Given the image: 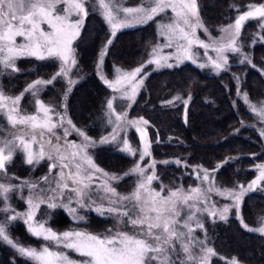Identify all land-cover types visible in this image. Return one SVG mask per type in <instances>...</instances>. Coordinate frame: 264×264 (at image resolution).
<instances>
[{
    "label": "snow or ice",
    "instance_id": "obj_1",
    "mask_svg": "<svg viewBox=\"0 0 264 264\" xmlns=\"http://www.w3.org/2000/svg\"><path fill=\"white\" fill-rule=\"evenodd\" d=\"M125 2L93 0L110 28L99 53L98 69L102 67L118 31L146 25L168 10L173 15L167 23L157 22V34L165 42L152 46L146 61L131 70L117 68L111 80L100 76L103 84L114 94L106 98L104 105L106 123L112 130L97 140L73 123L67 115L66 104L72 86L78 82L72 79L77 65L72 44L80 36L84 20L89 15L88 0H0V75L20 72L17 61L25 57L60 61L59 70L51 78L38 77L18 95H8L0 87V114L13 130L0 135V204L3 205L0 213L5 214L0 219V242L11 246L19 256L34 264L77 262L69 259L65 252L49 246L38 250L14 240L10 227L16 221H23L32 236L53 242L57 248L78 253L84 258L82 264H212L217 253L210 246L202 217L206 215L213 222L227 221L233 210L245 230L264 236V216L257 217L258 226L250 227L241 215L246 196L257 191L264 192V162L252 166L258 174L247 184L218 187L216 172L240 157H225L212 169L203 165H187L180 158L157 161L152 158V146L162 141L158 132L155 141L148 138V129L154 127L151 122L144 117L129 119L127 110L117 112L114 107L119 100L126 102L128 109L132 108L150 76L146 71L150 65L154 66L153 71H159L191 61L199 69H210L220 74L228 71V53H234L241 57L239 63L255 68L251 56L243 52L240 39L245 24L257 20L260 31L255 34L252 43L255 44L257 38L264 42V35L261 34L264 32V2L250 3L246 11L230 5L238 14L231 23L220 28L222 35L219 38L209 34L207 41L197 35V29L209 33L201 19L198 0H141L136 7H126ZM61 4L64 5L63 14L58 10ZM42 25H47L48 30ZM18 37L21 38L19 43ZM194 48L204 49L203 59ZM164 49H174V52L165 53ZM209 50L215 53V57L208 55ZM233 76L239 82V76ZM58 78H67L68 83L62 103L46 104L40 99V93ZM236 94L261 122L259 135L264 138V101L252 103L248 93L242 92L239 87ZM26 95L32 97L35 106L32 113L21 108V101ZM191 99L190 92L186 98L177 93L161 101V107L168 109L182 104L183 119L187 124ZM241 124L244 122L241 121ZM130 127L139 135V147H134L127 138ZM58 129H63L62 135L57 134ZM72 132L80 137V142L68 139ZM172 139L169 137V142ZM103 146L113 147L119 153L138 159L122 174L108 172L97 165L90 153L91 149ZM17 153H22L24 163L33 167L41 161H48V174L38 180H19L16 177L19 183H12L8 166ZM251 155L254 158L257 156L256 153ZM146 158L148 162L142 163ZM158 163L191 167L200 184L187 190L162 184L157 191L152 185L160 180L156 172ZM132 176L137 178L133 190L128 194L117 192L113 184ZM25 188L29 192L25 198L27 209L18 212L9 202L10 194ZM213 193L230 203L217 207L212 201ZM93 194L97 195V199L92 198ZM42 205L49 210H66L74 221L85 220L79 210L88 208L100 217L111 218L114 223L102 233L79 229L57 232L46 227V220H37V212ZM197 230L205 233L203 239L195 235ZM226 264L242 262L238 257H232Z\"/></svg>",
    "mask_w": 264,
    "mask_h": 264
},
{
    "label": "trees",
    "instance_id": "obj_2",
    "mask_svg": "<svg viewBox=\"0 0 264 264\" xmlns=\"http://www.w3.org/2000/svg\"><path fill=\"white\" fill-rule=\"evenodd\" d=\"M261 2L264 0H198L200 16L213 32L231 22L238 14L230 5H236L244 11L248 4ZM164 19L165 15L161 14L146 25L118 31L104 58L105 73L111 72L113 66L131 68L143 63L149 57L151 47L159 39L157 22ZM98 23L99 27H94L96 30L92 33L90 43L84 44L80 36L73 42L78 57L74 72L81 75V78L71 89L66 101L72 120L94 136L107 128L102 120V112L106 98L111 93L95 69L98 52L109 36L106 27L101 22ZM258 31V21L250 20L242 29L240 39L244 52L251 56L255 68L239 63L241 57L234 53L230 54L228 71L220 74L210 69H199L190 61L171 69L153 71L149 68L147 72L150 76L145 80V87L127 112L131 117H144L151 122L154 127L148 129L150 140L155 141L157 132L159 133L162 143H153L152 146V157L155 160L180 158L187 165H203L204 168L212 169L225 157H240L224 165L215 174L216 181L226 187L247 184L257 175L252 166L264 162V138L259 135L262 125L256 124L253 113L244 100L237 96L236 91L239 87L242 92H247L252 102L264 101V75H261L264 71V42L257 38V42L252 43ZM261 34L264 35V32ZM17 64L21 72L0 76V87L7 94L21 92L37 75L48 77L57 67L52 60L41 61L26 57L19 59ZM233 74L239 76V82L234 79ZM189 92L192 99L188 106V122L185 124L182 104L165 109L161 107V101L170 99L177 93L186 98ZM51 93L50 87H47L42 97L46 101H52ZM30 100L31 96L26 95L21 101V107L31 109ZM117 108L119 109L118 105ZM241 121L244 122L243 125ZM236 129L239 132H235ZM169 137L173 138L170 142ZM252 153L257 156L252 157ZM17 155L15 159L21 161V155ZM92 155L100 167L118 174L127 171L135 161V157L119 153L108 146L92 149ZM21 169L17 171L24 175L27 169ZM156 172L160 180L153 182L155 188H160L162 184L173 189L189 187L197 182L191 167L158 163ZM133 184L134 176L114 183V187L125 192L132 189ZM54 214L55 217L50 222L53 227L76 224L65 213L56 211ZM241 215L250 227L258 226L257 217L264 216V192L248 194L241 206ZM93 219L85 223L92 228L102 229V221L97 217ZM203 222L210 246L217 253L212 264H226L232 257H238L242 264H264V236L245 230L236 215H229L227 221L216 222L205 216ZM10 234L21 242L35 243L21 221L11 225ZM195 235L203 239L205 233L197 230ZM0 264L32 263L0 242Z\"/></svg>",
    "mask_w": 264,
    "mask_h": 264
},
{
    "label": "rangeland",
    "instance_id": "obj_3",
    "mask_svg": "<svg viewBox=\"0 0 264 264\" xmlns=\"http://www.w3.org/2000/svg\"><path fill=\"white\" fill-rule=\"evenodd\" d=\"M141 4V0H135V1H133V0H126V2H125V4H124V6H126V7H136V6H139ZM87 7L89 8V15L85 18V20H84V26L82 27V29H81V34H80V37H81V41L82 42H84V44H86V43H90V41H91V37H92V33H94L95 32V30H94V27L97 25V27H99V23H98V21L99 22H101L105 27H106V29H107V31L108 32H110V28H109V25L106 23V21L104 20V18H103V16H102V14H101V11L100 10H98L97 9V7L93 4V0H88V4H87ZM64 8V5L63 4H61V5H58V10L61 12V14H63L62 13V9ZM246 10H247V8H246ZM246 10H244V11H246ZM163 15H165V19L164 20H159L158 22H163V23H167L168 21H169V18L173 15L172 13H171V11L170 10H168L165 14H163ZM72 19L73 20H75L76 19V17H75V15H73V17H72ZM202 19V18H201ZM233 21V20H232ZM231 21V22H232ZM204 22V21H203ZM231 22H229V23H231ZM229 23H227V24H229ZM204 24H205V27H207L208 29H209V33H205L203 30H201V29H197V35L199 36V38L201 39V40H205V41H207L208 40V36H209V34L211 35V37H213V38H219L222 34H221V32H220V28L222 27H220L218 30H217V32H213L211 29H210V27H208L207 26V24L204 22ZM227 24H225V25H227ZM224 26V25H223ZM42 27H44V29L45 30H48V26L47 25H42ZM94 30V31H93ZM80 37H78V38H80ZM21 41V38H17V42L19 43ZM73 42H75V41H73ZM157 42H159V43H161V44H163L165 41H164V38L163 37H159V39H158V41ZM156 42V43H157ZM155 43V44H156ZM154 44V45H155ZM153 45V46H154ZM72 47H73V44H72ZM73 49H74V56H75V60H76V62L78 61V57H77V51L75 50V48L73 47ZM243 49V48H242ZM101 50V49H100ZM194 51H196L197 52V54H198V56L200 57V58H204V49H202V48H194ZM164 52L165 53H168V52H174V49H164ZM243 52H244V50H243ZM99 53H100V51L98 52V55H97V59H96V67H95V69H96V72H97V75L100 77L101 75H103V76H106L108 79H113L114 77H115V75H116V69L117 68H119V69H123V70H131V69H133V68H135V67H138L139 65H137V66H134V67H131V68H123V67H120V66H113L112 67V69H111V72H109L108 74H106L105 73V71H104V67H103V65H102V67L101 68H97V63H98V57H99ZM245 53V52H244ZM230 54H233V53H228V56L230 57ZM208 55H210V56H213V57H215V53L214 52H212L211 50H209V52H208ZM239 56V55H238ZM26 58H34V57H26ZM149 58V57H148ZM147 58V59H148ZM146 59V60H147ZM46 60H52V61H55L56 62V64H57V67L52 71V72H50V76H48V77H40V78H44V79H49V78H51L58 70H59V67H60V61L58 60V59H55V58H49V59H46ZM145 60V61H146ZM191 62V61H190ZM142 64V63H141ZM17 67H18V64H17ZM153 67L154 66H152V65H150L147 69H146V71H148L149 70V68L150 69H153ZM29 69H31L32 70V68H29ZM28 68H27V70H29ZM75 69V68H74ZM73 69V73H72V79H74V80H79L80 78H81V75H79V74H75V70ZM20 72H21V69H20ZM1 76V75H0ZM39 76H41V75H37V77L36 78H34V79H32L30 82H32V81H34L35 79H37ZM29 82V83H30ZM27 85V84H26ZM26 85L24 86V88L26 87ZM75 85V84H74ZM73 85V86H74ZM73 86H72V88H73ZM47 87H50V90L52 91V95H51V100L52 101H46L43 97H42V93L46 90V88ZM47 87H45L44 89H43V91L40 93V99H42L46 104H52V105H57V104H60V103H62V99H63V96H64V93H65V90L68 88V83H67V78H58L52 85H50V86H47ZM23 88V89H24ZM20 93V92H19ZM19 93H17V94H14V95H18ZM7 94V93H6ZM114 93L111 91V93H110V95H109V97L111 96V95H113ZM8 95H11V94H8ZM14 95H11V96H14ZM69 95V94H68ZM67 101V100H66ZM30 102H31V105H32V107H31V109H29V110H25V109H23L22 107V109L25 111V112H27V113H32V112H34L35 111V106H34V103H33V101H32V97H31V100H30ZM252 102V101H251ZM252 103H258V102H252ZM117 105L119 106V109L117 108ZM248 106V105H247ZM114 107H116V110H117V112H121V111H125V110H127L128 108H127V104H126V102H123V101H116L115 103H114ZM59 110V109H58ZM105 111H106V109H105V107L103 108V112H102V120L104 121V123L106 124V126H107V128H105V130H101V131H99L98 132V135L97 136H94V135H90L89 133H87L89 136H91V137H93L94 139H99L101 136H103V135H107L109 132H111V126L110 125H107V123H106V118H105V116H104V113H105ZM67 115H68V117H70L71 118V116H70V114H69V110H67ZM254 115V117H255V122H256V124L258 123V125H260L261 124V122L257 119V117H256V115L255 114H253ZM0 116H1V120H0V135H5V134H7L8 132H10V131H13L12 129H11V127L8 125V123H7V120H6V118L2 115V114H0ZM128 118L129 119H135V118H139V117H131V116H129L128 115ZM72 119V118H71ZM73 121V120H72ZM73 123L78 127V128H81V129H83L84 131H85V129L84 128H82V127H80V126H78L74 121H73ZM57 134H59V135H62L63 134V129H58L57 130ZM123 135V134H122ZM127 138H128V140H129V142L134 146V147H139V135H138V133L135 131V129L134 128H128V130H127ZM148 138H149V136H148ZM68 139L69 140H75V141H77V142H80V137H78L77 135H76V133L75 132H72L70 135H69V137H68ZM90 153L92 154V149L90 150ZM18 154V155H17ZM16 155L17 156H20L21 155V161H18L17 159H15V157H14V159L15 160H13V162H12V164L11 165H9L8 166V175L10 176V177H12V180H11V182L12 183H19V180H38L40 177H42V176H45V175H47L48 174V161H46V160H44V161H41L40 162V164H38V165H36V166H31V165H27V164H25L24 163V156H23V154L22 153H17ZM20 154V155H19ZM15 155V156H16ZM93 156V155H92ZM153 158V157H152ZM136 159H138V157H135V160ZM148 162V158H146L145 159V161L144 162H142V163H147ZM98 165V164H97ZM24 167V168H23ZM100 167V166H99ZM27 169V171L25 172V174L24 175H22L21 173H20V171H17V170H19V169ZM102 168V167H101ZM21 169V170H22ZM55 172H56V170H54L53 171V175H55ZM109 172V171H108ZM34 173V174H33ZM258 174V173H257ZM16 177H18L19 178V180H17V179H15ZM136 177L134 176V184H133V187H132V189H130V190H128V191H125V192H121V191H119V189H117V192H119V193H121V194H128L129 192H131L132 190H133V188H134V186H135V182H136ZM216 180V179H215ZM198 184H200V181H198L197 180V182L194 184V185H191V186H189V187H196ZM216 184H217V186L218 187H221V188H224V187H226V186H223V185H221V184H219L217 181H216ZM43 186V185H42ZM113 186H114V184H113ZM152 187H153V185H152ZM189 187H183L185 190H187ZM204 187H206V186H204ZM153 188H155V187H153ZM227 188H232V187H227ZM157 191L160 189V188H155ZM166 194V193H165ZM11 195V200L9 201L10 203H11V205H12V207L16 210V211H18V212H23V211H25L26 209H27V204H26V202H25V198L29 195V192H28V189H23L22 191H19V192H14V193H12V194H10ZM92 198L93 199H97V195L96 194H93V196H92ZM212 201L213 202H215L216 203V206L217 207H222L225 203H230V201L229 200H226L224 197H221V196H217V195H215L214 193L212 194ZM3 205L2 204H0V207H2ZM73 207H75V204H73ZM56 211H60V213H65V214H67L68 216H69V218L70 219H72L73 220V218L68 214V212L66 211V210H63V209H58V210H49L47 207H45V206H41V208H40V210L37 212V220H40V221H44V220H46L47 221V223H46V227H50V228H52L54 231H57V232H63V231H65V230H72V229H79V230H87V231H89V232H92V233H102V232H104V230L105 229H107V228H111L112 227V225H113V223H114V221L111 219V218H105V217H100L99 215H97L94 211H92V210H90V209H88V208H85V209H81V210H79V213H80V215H82V216H85L86 217V219L85 220H83V221H74V223H76L75 225H70V226H65V227H53V226H51L50 225V222H51V220L55 217V212ZM54 214V215H53ZM231 214H234V215H236V213H235V210H233L229 215H231ZM4 215L5 214H3V213H0V219H3L4 218ZM206 216V215H205ZM205 216H203L202 217V219H203V221H204V218H205ZM95 217V219H96V217L98 218V220L99 221H102V223H103V228L102 229H97V228H92V226H88L85 222H89V220H94L93 218ZM23 224H24V222L23 221H21ZM24 226H25V228H26V225L24 224ZM26 230H27V228H26ZM28 232V231H27ZM28 235L35 241V243H25V242H21L20 240H18V239H16V238H14L13 236H11L14 240H16V241H19L20 243H22L24 246H31V247H33V248H36V249H40L41 247H43V246H49L50 248H52L53 250H56V251H63V252H65V254L69 257V259H71V260H73V261H76L77 262V264H82V261H83V257H81L78 253H76V252H74L73 250H69V249H64V248H62V247H60V248H57V246H55L54 244H53V242H50V241H44L42 238H36V237H34V236H32L29 232H28ZM2 244L3 245H6V246H8V247H10L15 253H17L16 251H15V249H13L11 246H9V245H7V244H5V243H3L2 242ZM17 255H19L18 253H17ZM25 260H27L26 258H25ZM28 261H30V260H28ZM32 264H34V262H32V261H30Z\"/></svg>",
    "mask_w": 264,
    "mask_h": 264
}]
</instances>
